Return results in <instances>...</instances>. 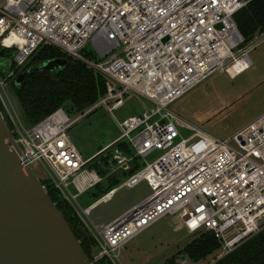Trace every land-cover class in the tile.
<instances>
[{
	"label": "built area",
	"instance_id": "built-area-1",
	"mask_svg": "<svg viewBox=\"0 0 264 264\" xmlns=\"http://www.w3.org/2000/svg\"><path fill=\"white\" fill-rule=\"evenodd\" d=\"M250 1L0 0V52L13 51L9 71L0 69V101L7 121L22 136L30 161H44L54 173L49 180L100 247L96 261L108 258L118 264L129 240L162 216L179 211L185 213L191 233L214 231L223 254L264 228V115L232 139H223L171 108L214 73L235 77L253 64L250 51L264 41V32L246 42L235 19ZM47 43L108 79L107 95L89 111L106 105L113 113L130 93L149 99L154 107L119 122L120 136L89 158L69 136L79 119H72L64 107L26 124L10 90L29 59ZM90 44L93 51L88 52ZM177 121L194 132L185 137ZM121 141L130 144L133 155L111 149ZM152 154L155 158L148 161ZM101 156L109 157L106 174L91 166L103 165ZM134 158L141 162L134 174L82 207L83 194L116 171L130 169ZM143 180L151 193L142 202L110 223L87 221L95 205Z\"/></svg>",
	"mask_w": 264,
	"mask_h": 264
},
{
	"label": "rangeland",
	"instance_id": "rangeland-1",
	"mask_svg": "<svg viewBox=\"0 0 264 264\" xmlns=\"http://www.w3.org/2000/svg\"><path fill=\"white\" fill-rule=\"evenodd\" d=\"M86 51H93V45L90 44ZM249 55L253 64L248 69L235 77L226 72L214 73L177 99L171 108L182 119L206 132L218 138L232 139L235 134L264 115V41L253 48ZM12 57L13 51L10 58L0 59V69L5 73L11 67ZM23 77L24 73H21L16 84H19ZM10 91L17 111L22 115L13 89ZM152 107L154 104L149 99L130 93L126 96L125 105L113 113L106 105L87 110L84 114L70 112L72 119L79 120L69 130V136L82 156L89 158L120 136L122 130L119 122ZM177 124L185 137L194 132L184 123L177 121ZM231 143L236 145L234 140H231ZM114 147L115 145L111 149ZM154 158L155 154H152L147 160L152 161ZM33 168L42 179L55 177L44 161L35 163ZM106 183L107 181H104V186H107ZM94 192L95 188L79 198L83 208L95 203L97 197L93 196ZM150 193L151 188L145 180L134 187H121L110 201L95 205L86 219L91 225L110 223L142 202ZM77 207L82 212V209ZM196 235L197 232L191 233L188 230L183 211L167 214L129 240L121 249L117 263L169 264ZM92 251L93 254L97 253V244L93 246ZM177 258L181 261L180 255ZM206 262L207 260L201 264Z\"/></svg>",
	"mask_w": 264,
	"mask_h": 264
},
{
	"label": "trees",
	"instance_id": "trees-1",
	"mask_svg": "<svg viewBox=\"0 0 264 264\" xmlns=\"http://www.w3.org/2000/svg\"><path fill=\"white\" fill-rule=\"evenodd\" d=\"M238 27L246 39L253 40L264 32V0H251L235 16ZM62 59L65 65L57 70L38 69L46 61ZM24 77L21 83L13 85L14 95L22 111V119L28 125L38 123L50 113L60 107L70 112H82L92 108L99 100L107 95L108 79L80 59L67 54L52 44H43L29 59L23 68ZM115 147L123 152L133 155V149L126 141L115 143ZM104 147L99 149L102 150ZM98 151V152H99ZM103 165L91 163L101 174H106L109 157H102ZM141 167L138 158H134L130 169L118 170L108 176L107 186L104 181L95 187L93 196L101 197L110 189L118 186L123 179L134 174ZM44 183L59 208L70 222L72 228L83 238L86 252L93 257L92 248L96 244L92 235L88 238L82 233L81 228L88 229L78 217L74 208L58 195V190L50 184ZM96 199V200H97ZM181 261L188 260V264H264V228L255 235L250 236L237 244L228 254L222 253V244L216 233L212 230L197 232L196 237L188 243L177 256ZM173 257L169 264H180L179 258ZM97 264H113L108 258H102Z\"/></svg>",
	"mask_w": 264,
	"mask_h": 264
},
{
	"label": "water",
	"instance_id": "water-1",
	"mask_svg": "<svg viewBox=\"0 0 264 264\" xmlns=\"http://www.w3.org/2000/svg\"><path fill=\"white\" fill-rule=\"evenodd\" d=\"M10 55L3 49L0 59ZM64 65V60L54 59L37 68ZM6 113L0 101V264H97L100 247L93 257L86 252L83 238L49 193L44 183L49 179L35 172L33 165L39 161H30L22 136L9 125ZM58 195L65 200L59 191ZM81 229L85 238L91 235Z\"/></svg>",
	"mask_w": 264,
	"mask_h": 264
},
{
	"label": "flooded vegetation",
	"instance_id": "flooded-vegetation-1",
	"mask_svg": "<svg viewBox=\"0 0 264 264\" xmlns=\"http://www.w3.org/2000/svg\"><path fill=\"white\" fill-rule=\"evenodd\" d=\"M10 52H11V55H12V51H11V50H10ZM11 55H10V56H11Z\"/></svg>",
	"mask_w": 264,
	"mask_h": 264
}]
</instances>
